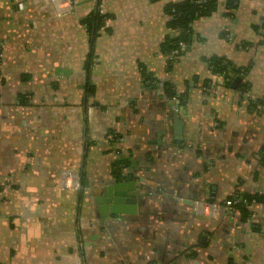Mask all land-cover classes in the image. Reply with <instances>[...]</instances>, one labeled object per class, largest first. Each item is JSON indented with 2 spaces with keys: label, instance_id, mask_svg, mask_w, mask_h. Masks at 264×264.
Listing matches in <instances>:
<instances>
[{
  "label": "crops",
  "instance_id": "0c3cea01",
  "mask_svg": "<svg viewBox=\"0 0 264 264\" xmlns=\"http://www.w3.org/2000/svg\"><path fill=\"white\" fill-rule=\"evenodd\" d=\"M180 1L0 0V264H264V205L223 206L264 195V107L249 104L264 101V0L229 15L220 0L167 61ZM214 56L248 89L212 74ZM129 176L135 212L102 216L95 196Z\"/></svg>",
  "mask_w": 264,
  "mask_h": 264
},
{
  "label": "trees",
  "instance_id": "16d2710c",
  "mask_svg": "<svg viewBox=\"0 0 264 264\" xmlns=\"http://www.w3.org/2000/svg\"><path fill=\"white\" fill-rule=\"evenodd\" d=\"M220 0H182L176 3L167 4L165 11L169 17L168 20V28L172 31L176 32L174 37H167L165 43L163 44L162 51L165 55L169 54L171 51L179 50V42H183L185 46L189 43V37L191 34V24L192 22L201 16H206L210 14L213 10H215L217 4ZM224 3V7L226 9V15L232 14L233 11L239 2V0H221ZM105 16L102 15L98 9L89 14V16L84 20V24L88 30L89 41L91 45L93 44V40L97 34V31L103 26L105 21ZM264 29V25H263ZM182 51H178L179 54ZM91 60V57H90ZM88 60V61H90ZM208 65L212 74L219 75L226 79V85L230 84V78L232 76H242L245 74L246 69L236 68L234 67L227 59L224 57H211L207 59ZM209 81H206L207 85ZM238 88L241 90H247L248 86L245 82L240 81ZM164 89L170 97L172 96V88L169 83L164 84ZM179 105L182 107L185 104V98L182 95H178ZM251 108L255 110L264 107V101L260 99L250 100L249 101ZM259 107V108H258ZM262 152L264 153V148H262ZM120 163H124L123 161H118L116 169L121 165ZM233 197H241L246 201V203H237L235 204V208L240 213V215L244 218H250L251 213L248 210L247 205H249L252 201L255 204L264 205V195L259 193L254 194H246L237 192L227 199H231Z\"/></svg>",
  "mask_w": 264,
  "mask_h": 264
},
{
  "label": "water",
  "instance_id": "95a60500",
  "mask_svg": "<svg viewBox=\"0 0 264 264\" xmlns=\"http://www.w3.org/2000/svg\"><path fill=\"white\" fill-rule=\"evenodd\" d=\"M240 76H235L230 86L236 88ZM170 116L172 117L173 134L176 140L182 138V119L180 118L179 111L174 112L169 107ZM139 188L138 184H135L133 178L129 176L127 181H113L107 184L94 200L98 204V208L102 213V216L106 217L108 214H124L134 213L136 209V198L138 194L135 192Z\"/></svg>",
  "mask_w": 264,
  "mask_h": 264
},
{
  "label": "built area",
  "instance_id": "2783aa9c",
  "mask_svg": "<svg viewBox=\"0 0 264 264\" xmlns=\"http://www.w3.org/2000/svg\"><path fill=\"white\" fill-rule=\"evenodd\" d=\"M200 1L201 0H198V2H200ZM184 48H185V44L183 42H179V50L171 51L169 54L165 55L166 60L167 61H174L176 59V56L178 55L177 54L178 51H182V50H184ZM211 85H214V83H211ZM171 108L174 112H178L180 110L178 98L175 97L172 99ZM106 138L109 141H113L116 139V135L114 133L110 132L106 135ZM66 176H67L66 179L71 178V177L75 178L73 186L77 188L78 187V180H77L76 176L70 172H68V174H66ZM64 184L66 185L67 183L64 182ZM70 186H71V184H69V185L67 184L66 187H70ZM240 202H242L243 204L246 203V201H244V199L241 197H233L231 199H226L224 201V205H223L224 209L226 210L225 213L226 214H233V213L237 212V209L235 208V204L240 203ZM253 205H255V203L252 201L249 205H247V207L249 208Z\"/></svg>",
  "mask_w": 264,
  "mask_h": 264
}]
</instances>
